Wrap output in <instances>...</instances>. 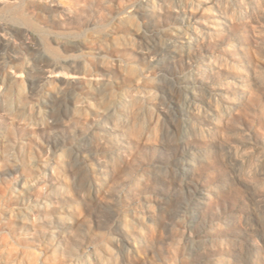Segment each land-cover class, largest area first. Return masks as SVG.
<instances>
[{
    "label": "rangeland",
    "instance_id": "rangeland-1",
    "mask_svg": "<svg viewBox=\"0 0 264 264\" xmlns=\"http://www.w3.org/2000/svg\"><path fill=\"white\" fill-rule=\"evenodd\" d=\"M0 264H264V0H0Z\"/></svg>",
    "mask_w": 264,
    "mask_h": 264
},
{
    "label": "bare ground",
    "instance_id": "bare-ground-1",
    "mask_svg": "<svg viewBox=\"0 0 264 264\" xmlns=\"http://www.w3.org/2000/svg\"><path fill=\"white\" fill-rule=\"evenodd\" d=\"M163 46H166V45L163 44ZM171 46H173V45H171ZM182 161H188V160H182Z\"/></svg>",
    "mask_w": 264,
    "mask_h": 264
}]
</instances>
